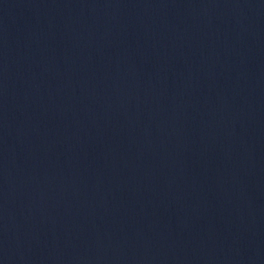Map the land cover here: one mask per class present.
<instances>
[{
    "label": "water",
    "instance_id": "95a60500",
    "mask_svg": "<svg viewBox=\"0 0 264 264\" xmlns=\"http://www.w3.org/2000/svg\"><path fill=\"white\" fill-rule=\"evenodd\" d=\"M0 264H264V0H0Z\"/></svg>",
    "mask_w": 264,
    "mask_h": 264
}]
</instances>
